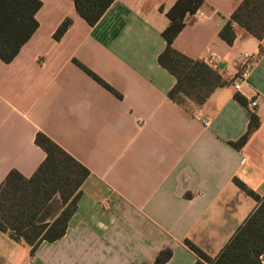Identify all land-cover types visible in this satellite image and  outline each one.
Returning <instances> with one entry per match:
<instances>
[{
	"label": "crops",
	"instance_id": "obj_1",
	"mask_svg": "<svg viewBox=\"0 0 264 264\" xmlns=\"http://www.w3.org/2000/svg\"><path fill=\"white\" fill-rule=\"evenodd\" d=\"M174 1L114 0L89 25L72 0H43L36 30L0 60V183L12 169L29 177L43 160L37 131L90 171L65 234L30 252L0 232V264H142L165 247L166 264H193L184 239L215 257L255 208L233 178L264 194V36L234 25L226 43L218 32L242 0H203L172 46L226 84L202 105L178 104L167 95L175 78L157 60ZM65 18L72 23L55 40ZM246 54L253 63L236 89ZM235 92L257 105L244 107ZM250 109L260 125L235 149L228 142L246 131Z\"/></svg>",
	"mask_w": 264,
	"mask_h": 264
},
{
	"label": "trees",
	"instance_id": "obj_2",
	"mask_svg": "<svg viewBox=\"0 0 264 264\" xmlns=\"http://www.w3.org/2000/svg\"><path fill=\"white\" fill-rule=\"evenodd\" d=\"M42 1L0 0V60L11 61L36 30L35 14ZM113 1L72 0L78 15L89 25H94ZM202 2L175 0L166 12L169 22L161 33L165 47L157 60L175 78L174 85L167 92L168 97L181 105L186 100L202 105L216 88L226 84L213 66L203 60L192 59L172 46L174 38L184 27L186 15L195 13ZM71 23L70 18L62 20L53 33L54 39L59 40ZM234 25L261 41L264 36V0H242L230 19L221 26L218 35L230 45L236 37ZM76 63L118 95L93 72ZM233 96L241 105L248 107L247 99L239 92ZM259 125V116L250 109L246 131L228 143L240 149ZM34 143L45 153L35 171L25 177L12 169L0 183V232H7L12 239L26 243L30 252L42 241L52 242L65 234L77 209L82 184L90 174L85 165L42 131L36 132ZM233 181L256 201V206L215 257L184 239L183 243L198 256L193 264H264L261 258L264 254V194H257L238 178L234 177ZM171 255L172 249L165 247L158 251L153 261L142 264H166Z\"/></svg>",
	"mask_w": 264,
	"mask_h": 264
},
{
	"label": "built area",
	"instance_id": "obj_3",
	"mask_svg": "<svg viewBox=\"0 0 264 264\" xmlns=\"http://www.w3.org/2000/svg\"><path fill=\"white\" fill-rule=\"evenodd\" d=\"M253 63V58L252 56L246 54L243 56V60H242V66L240 68V70L236 73V75L234 77H232L233 80V85L236 89L239 88V83H236L234 80H243L244 78H246L251 66ZM257 103L254 100L248 101L247 106L248 107H254L256 106ZM203 125L204 126H208V121L203 120ZM25 264H33L31 261H26Z\"/></svg>",
	"mask_w": 264,
	"mask_h": 264
}]
</instances>
